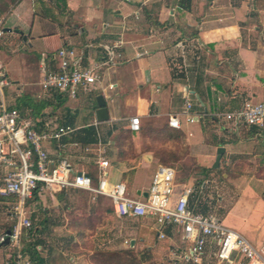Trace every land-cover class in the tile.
<instances>
[{"label":"crops","instance_id":"crops-1","mask_svg":"<svg viewBox=\"0 0 264 264\" xmlns=\"http://www.w3.org/2000/svg\"><path fill=\"white\" fill-rule=\"evenodd\" d=\"M23 1L0 0V19L5 24L12 17L14 27L5 29V34L9 33V39L24 38L31 47V42H41L44 50L37 63L27 62L31 73L27 79L22 74L24 69L16 78L11 76L16 53L0 56V69L10 81L5 102L8 108H17L22 118L40 121L41 129L60 125L74 130L61 142L46 146L50 155L68 158L76 171L97 174V161L102 156L110 163L109 180L124 183L134 197L148 193L155 172L164 166L155 151L166 143H176V132L182 133L181 141L187 144L191 156L199 149L191 139L202 138L209 147L205 157L213 165L218 148L225 147L218 172L229 166L230 159L237 162V155L241 160L249 158L245 150L254 138L238 139L236 134L226 138L220 130L226 127L234 132V126L220 123L215 115L239 110L245 102L264 103V0H63L61 9L62 0H40L39 14L31 5L34 0ZM48 9L54 13L49 15ZM50 40L55 43L47 45ZM71 47L82 67L96 62L105 65L99 84L66 101L59 93L41 87L42 62L50 71L56 70L53 56ZM111 55L114 59L110 61ZM99 96H103L109 114L106 122L96 120ZM37 100L48 108H41ZM52 103L54 107H50ZM187 103L195 114L194 123L186 122ZM173 115H179L180 129L169 126ZM132 117L140 118L145 133L130 129ZM208 118L219 129L215 140L207 133ZM89 127L98 139L96 144L84 146L73 141L77 133ZM221 141L224 146H219ZM151 167L154 169L148 171ZM4 173L1 168L0 177ZM221 183L225 195L218 197L217 207L210 206L204 213V200L211 201L206 196L196 199L192 207L199 213L218 215L227 228L244 234L252 245L263 246L264 180L248 176ZM74 200L88 202V206L97 204V209L87 213L68 210V202ZM32 204L35 213L26 216L45 243L38 250L47 257L52 248L55 257L65 259L63 264H95V253L101 251L133 255L135 259L126 264H196L180 258L189 248L180 230L169 228L164 231L166 238L161 239L153 219L120 218L106 198L94 200L79 190L41 191ZM47 207L62 215L46 214ZM77 215H87L92 223L98 221L99 231L75 222L73 217ZM12 218L8 213L0 215V238L11 230ZM103 230L107 231L105 237ZM20 247L11 241L1 243L0 264H17L21 243ZM160 250L168 254V261L151 262ZM214 251L207 250L202 264H227L214 259Z\"/></svg>","mask_w":264,"mask_h":264},{"label":"built area","instance_id":"built-area-1","mask_svg":"<svg viewBox=\"0 0 264 264\" xmlns=\"http://www.w3.org/2000/svg\"><path fill=\"white\" fill-rule=\"evenodd\" d=\"M4 19H0V39L4 36ZM114 55L110 56V61ZM56 70L50 71L46 62H42L44 74L41 87L45 91H54L63 98L76 99L82 90L102 81L104 63H94L82 67L75 50L62 48L53 56ZM109 61V62H110ZM10 81L0 69V169L5 173L0 177V197H16V224L11 229L10 239L18 248L23 229L30 230L32 221L26 216L25 204L33 198L34 192L42 187L43 191L62 192L81 190L91 194L95 200L106 198L111 202L114 213L120 218L153 219L159 229V237L166 238L165 230L178 229L182 240L189 245L180 258L196 264H202L207 250H214L212 257L227 264H264V245L256 247L235 230L223 225L214 214L195 211L190 203V192L182 184L173 167L161 166L155 172L148 196L133 197L128 194L127 186L109 180L110 163L99 156L98 181L95 183L88 172L76 171L66 157H54L46 146L59 143L74 131L69 126L53 125L49 128L38 127L40 121L22 118L17 108H8L5 102V88ZM192 106L186 104L184 111L186 122L194 123ZM215 120L232 123L234 130L247 125L264 130V103L245 102L240 110L215 115ZM169 126L181 128L179 115L169 119ZM130 129L141 130L139 117L130 119ZM7 239L0 238V244ZM17 264L23 263L22 254L16 255ZM25 262V261H24Z\"/></svg>","mask_w":264,"mask_h":264},{"label":"rangeland","instance_id":"rangeland-1","mask_svg":"<svg viewBox=\"0 0 264 264\" xmlns=\"http://www.w3.org/2000/svg\"><path fill=\"white\" fill-rule=\"evenodd\" d=\"M3 1V0H1ZM27 0H24L23 3H26ZM35 3H32L31 5L34 6L35 8V13L39 14V11L42 10V3L40 0H34ZM64 6V1L62 0L61 3L59 4V9H61ZM3 12V11H1ZM0 12V13H1ZM49 15H52L54 13V11L52 9H48L47 10ZM3 15V13H1ZM56 17L60 16V13L55 14ZM32 18V17H31ZM11 19L12 17H9L6 19V22L4 24V29H14L13 25L11 26ZM37 23V22H36ZM50 25V24H48ZM50 27V26H49ZM29 31V30H28ZM6 37L3 39L2 41V45L3 47H1L0 49V56L4 55V54H15L16 55L13 57V61L11 62V67L13 69V75L11 74L12 78H16L17 75L19 73H22V69L26 70L24 71V73H22L23 75H25L24 77L27 79L28 75H30V69L29 67H27V62L32 61V63H37L38 62V58L39 56L42 54V51L44 50V44H42L40 42H31L32 46L29 44V42H25L24 38L22 39L19 36H14V39H9L8 35L9 33L7 32ZM47 45L50 44H54L55 41L50 40L48 42H46ZM48 47V46H47ZM65 100L66 101H71V99L67 96H65ZM39 102H41L40 100H37L38 105L42 108H48L47 104L45 103L43 104H39ZM83 104L84 106L87 105V99L85 98L83 100ZM54 107L55 105L50 104V107ZM239 108V107H237ZM241 109V108H240ZM239 109V110H240ZM42 112L40 111L38 113V116L41 115ZM206 125H207V129H208V136L212 135V138L215 140V136L217 135V131L219 132L218 127H216L213 123L212 120H210L209 118L206 121ZM214 131V132H212ZM235 131V130H234ZM221 134H223V136H225L226 138H228V136H235V133L233 131H228V128L226 127H222V129L220 130ZM247 131H243V133L240 135L241 137H243V139H245L247 136ZM262 133H264V130L262 131ZM122 134L124 135V132L121 133V137ZM233 137V138H234ZM254 141L250 142V147L248 146L245 150L246 156H248L249 158L243 159L241 160V158L237 155V162L236 161H232L231 159L229 160V166H226L223 170L220 168V172H218L219 169H213L212 165L209 163V160L205 157L206 153L205 152L207 149H209V147L207 145L204 144V140L202 138L197 139V138H192L191 140L193 142H196L197 146H199V149H195V151H192V156L189 154L188 151V146L185 142H182L181 139L179 141H176L175 146H170L169 143H166L165 145H162L161 148L156 149L155 151V155L157 158H159L161 160V163L164 165H174L175 166V170H176V176L178 177L179 181L181 182H186V189L190 192V203L193 204L195 202V200H200V196L203 197L206 196L207 198L211 199V201H205L208 207H213V209L215 207H217V203H218V197L220 195H225L223 188H222V183L220 184V181H225L227 182V180H236L242 177L245 178H251V177H255L261 180H264V163L259 164L260 159L262 158L263 154H264V134L260 137H253ZM123 139V138H122ZM198 141V142H197ZM211 148V147H210ZM198 151V152H197ZM75 152V150L73 151ZM252 153V155H251ZM78 154V153H77ZM76 154V155H77ZM226 157V155H225ZM208 164H210L209 166H211L209 168ZM222 167V166H221ZM89 168H91L89 166ZM112 169V174L114 175V171H113V167ZM154 168L151 167V169H149L148 171L153 170ZM208 169V170H207ZM208 171V172H207ZM211 173H218V175H214ZM113 177V176H112ZM225 180H224V178ZM196 187L197 190H194V188ZM129 194V192H128ZM133 196V195H132ZM211 196V197H210ZM134 197V196H133ZM89 199V197H88ZM201 199V201H202ZM91 200V199H90ZM138 200H142L140 197H138ZM3 205H0L1 210H0V215H5L6 213H8V215L13 216L11 222H10V226H13L16 224V218L14 217V215H16V203H13V201H4ZM92 203V202H91ZM88 202H86V204H80V202H77L76 200H74L73 202H68V210H70L71 208H75L74 212L77 213H87V211H93L94 209H97V204L94 207L93 204L88 206ZM106 206L104 208H107L108 204H105ZM34 205L31 203L30 205H28V210L26 215H34ZM3 209V211H2ZM99 210V209H98ZM98 210H96V212H98ZM46 214H49L50 212H53V215H62V212L60 214H58L57 211H55V209H53L52 207H47L46 208ZM218 216V215H217ZM75 222H82L85 223L86 225L92 227L95 231H99L96 228V224L98 223V221H94L92 223L91 219L88 218L87 215H83V216H74L73 217ZM33 224V223H32ZM225 226V225H224ZM238 232V231H237ZM103 237H105V234L107 233V231L105 232L103 230ZM240 233V232H238ZM241 234V233H240ZM243 236H245L244 234H242ZM93 239V238H92ZM92 239H89V241H91L92 243ZM256 246V245H255ZM108 252L110 255L112 253H119V251L116 252ZM96 255V253H95ZM109 258V259H107ZM134 258L133 255H123L120 254L118 256L113 257L112 259H110V257H106V263H110V264H126L128 261H132ZM151 258V262L154 261H168L169 256L167 253H165L163 250H160V252L157 253V255L154 256V259ZM97 261V260H96Z\"/></svg>","mask_w":264,"mask_h":264},{"label":"trees","instance_id":"trees-1","mask_svg":"<svg viewBox=\"0 0 264 264\" xmlns=\"http://www.w3.org/2000/svg\"><path fill=\"white\" fill-rule=\"evenodd\" d=\"M61 98H63V97L61 96ZM92 131H94V130H93V128H90V127L87 129H83L82 131L77 133V135L74 137L73 141L79 142V143L83 144L84 146H87L90 144H96L98 142L97 141L98 139L95 136V133ZM243 131H247L248 132L247 136L252 137V138L259 136L262 133V131L256 127H250L247 125H242L241 127L235 129V131H234L238 139L239 138L243 139V137L240 136L243 133ZM136 133H141V134L145 133V129L140 130ZM161 135H163V133H161ZM181 136H182L181 132H176L174 137H175V139H177L176 141H179L181 139ZM175 144L176 143H173L172 146H175ZM224 145H225L224 141L219 142V146H224ZM159 161L161 162L160 159H159ZM262 163H264V154L259 161V164H262ZM164 166L175 168L174 165H164ZM90 175L92 176L93 181L95 183H97V181H98L97 171L90 173ZM41 191H43V189H42V187H39L34 192L33 198L25 204L26 210H28V205H30L31 203H33L34 201H36L38 199V196H39ZM79 191H81V190H79ZM86 193H88V192H86ZM89 195L91 196V194H89ZM0 199L3 202L4 201H13V203H16V201H17L16 197H6V198L0 197ZM203 204L205 206H203L204 209L202 211H204V213H206L205 211L208 210V206L206 205L207 204L206 202H203ZM14 226L15 225L10 226L9 229H13ZM36 231L37 230L34 228L33 224H32V227L30 230L23 229V231H22L21 244L23 245V248H22L23 260L24 261L29 260L32 264H57V263L63 264V263H65V259L63 257H60V258L55 257L52 248H49V254H47V257H44V255H42V251H39L38 247L44 246L45 243L42 242V239H40V237L37 236ZM120 253H112L110 255L106 251H101L99 253H96L94 263L95 264H101L102 262L106 263V257H110V259H112L114 256L120 255ZM107 259H109V258H107Z\"/></svg>","mask_w":264,"mask_h":264},{"label":"water","instance_id":"water-1","mask_svg":"<svg viewBox=\"0 0 264 264\" xmlns=\"http://www.w3.org/2000/svg\"><path fill=\"white\" fill-rule=\"evenodd\" d=\"M97 101H98L99 109L96 111V120H97V122H106L109 120V114H108L107 108L105 107V101H104L103 96H99L97 98ZM225 151H226L225 147H219L218 148L217 157H216V161L213 165V169H218L220 167L221 159H222V156L225 153ZM184 183H186V182L184 181L182 184H184ZM138 194L140 195L141 192H138ZM147 196H148L147 193H143V197H147ZM10 235H11V230L8 231L7 239L3 244H9L10 243V241H11Z\"/></svg>","mask_w":264,"mask_h":264}]
</instances>
